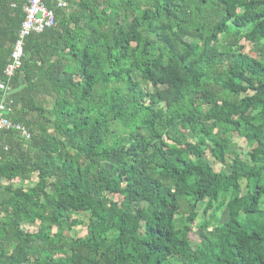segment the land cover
Returning a JSON list of instances; mask_svg holds the SVG:
<instances>
[{"label": "trees", "instance_id": "1", "mask_svg": "<svg viewBox=\"0 0 264 264\" xmlns=\"http://www.w3.org/2000/svg\"><path fill=\"white\" fill-rule=\"evenodd\" d=\"M25 3L0 0L29 135L0 132V264H264V0L49 5L8 79Z\"/></svg>", "mask_w": 264, "mask_h": 264}, {"label": "built area", "instance_id": "2", "mask_svg": "<svg viewBox=\"0 0 264 264\" xmlns=\"http://www.w3.org/2000/svg\"><path fill=\"white\" fill-rule=\"evenodd\" d=\"M49 5L55 8H65L67 6V0H26L23 6L24 17L13 44L10 62L4 69L6 78L13 77L21 68L24 59L25 40L31 35L40 34L56 25L53 11L49 9ZM8 90L9 88L6 83L0 84V91L3 95ZM11 112V103H6L4 98H2L0 100V132L13 130L20 133L25 139H28L29 135L27 130L9 119Z\"/></svg>", "mask_w": 264, "mask_h": 264}, {"label": "rangeland", "instance_id": "3", "mask_svg": "<svg viewBox=\"0 0 264 264\" xmlns=\"http://www.w3.org/2000/svg\"><path fill=\"white\" fill-rule=\"evenodd\" d=\"M249 47L247 46L246 47V52H249ZM233 142L234 143H236L237 144V151H238V153H240V157L243 159V160H245L246 159V156H245V153H244V147H245V145H244V143L242 142V140H240L238 137H236V136H233ZM205 159L207 160V162L214 168V170L215 171H220L221 169H222V167H221V165L220 164H218L216 161H214V159L213 158H211L210 156H209V154H207L206 156H205ZM34 184L32 183V186H33ZM31 186V187H32ZM115 200H118V198H114ZM202 208V206H200L199 208H198V210L199 209H201ZM200 220H201V216H200V213H199V215H198V217H197V220H196V222L195 223H198V222H200ZM72 234H74V235H77V236H84L85 234H86V232H85V229L83 228V227H79V228H74V230L72 231ZM189 239H190V241H191V243H192V247H195L197 244H198V239H197V236L194 234V230H193V232H191V234L189 235Z\"/></svg>", "mask_w": 264, "mask_h": 264}, {"label": "crops", "instance_id": "4", "mask_svg": "<svg viewBox=\"0 0 264 264\" xmlns=\"http://www.w3.org/2000/svg\"><path fill=\"white\" fill-rule=\"evenodd\" d=\"M4 101L6 102V103H11V109L13 110V105H12V101L11 100H9V99H5L4 98ZM35 180L34 179H32V180H30V181H23L22 183H20L18 180H15L13 183H12V185H13V187H22V188H27V187H31L32 186V183L33 184H35ZM4 184H6V183H4ZM3 184V185H4ZM0 216H3V214H1Z\"/></svg>", "mask_w": 264, "mask_h": 264}]
</instances>
